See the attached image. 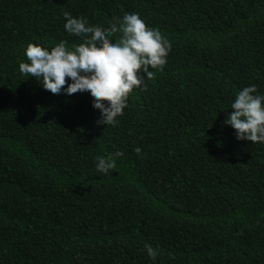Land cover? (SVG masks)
<instances>
[{"label":"trees","instance_id":"obj_1","mask_svg":"<svg viewBox=\"0 0 264 264\" xmlns=\"http://www.w3.org/2000/svg\"><path fill=\"white\" fill-rule=\"evenodd\" d=\"M65 11L104 28L136 12L171 42L115 126L19 71L30 42H82ZM252 84L264 0H0V264H264V143L224 124Z\"/></svg>","mask_w":264,"mask_h":264},{"label":"clouds","instance_id":"obj_2","mask_svg":"<svg viewBox=\"0 0 264 264\" xmlns=\"http://www.w3.org/2000/svg\"><path fill=\"white\" fill-rule=\"evenodd\" d=\"M63 16L64 29L82 37V42L71 48L64 40L51 48L30 42L24 50L27 62L19 63V71L42 78V87L53 94H90L94 109L100 112L96 123L115 126L133 89L146 87L145 79L154 76L150 69H161L166 64L171 42L158 28L147 26L136 12H124L108 28L89 24L86 17L67 11ZM117 32L121 35L113 39ZM230 108L233 111L226 114L224 124L235 130L236 139L264 143V94L257 86L239 90ZM135 151L140 154L141 149ZM120 155L117 151L95 157L96 172L108 174L116 167L114 157ZM146 250L155 261L157 252L148 245Z\"/></svg>","mask_w":264,"mask_h":264}]
</instances>
